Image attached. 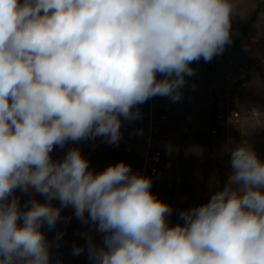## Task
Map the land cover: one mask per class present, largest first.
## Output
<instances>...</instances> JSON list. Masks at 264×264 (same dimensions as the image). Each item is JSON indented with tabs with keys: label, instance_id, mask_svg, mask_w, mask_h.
Returning <instances> with one entry per match:
<instances>
[{
	"label": "clouds",
	"instance_id": "9594fccd",
	"mask_svg": "<svg viewBox=\"0 0 264 264\" xmlns=\"http://www.w3.org/2000/svg\"><path fill=\"white\" fill-rule=\"evenodd\" d=\"M233 16L232 0H0V264H52L42 228L65 207L103 234L87 238L93 264H264V160L251 146L175 224L131 165L97 173L78 148L51 156L69 141L116 144L138 105L181 100L191 64L232 42ZM17 190L32 194L23 207Z\"/></svg>",
	"mask_w": 264,
	"mask_h": 264
},
{
	"label": "rangeland",
	"instance_id": "374dc122",
	"mask_svg": "<svg viewBox=\"0 0 264 264\" xmlns=\"http://www.w3.org/2000/svg\"><path fill=\"white\" fill-rule=\"evenodd\" d=\"M234 16L232 18V42L225 46L222 54L215 56L210 62L203 59L193 62L191 67L199 66L198 78L186 77L182 89L183 101L199 100L202 98L203 87L214 82L213 98L204 97L201 113L193 111V107L184 109V113L177 111L174 116L175 127L168 128L166 162L167 168L163 174L152 180L151 192L158 199L167 203L173 209L169 217L171 224L180 221V213L207 203L210 195L221 189L227 181L230 172L231 151L242 143L255 150L257 155L264 160V0H232ZM244 64L251 72L252 84L246 90L238 89L235 84L231 94L239 97L243 115L241 134L228 144H219L209 135V125L205 122L206 110H215V105L220 100L218 92L228 90L232 84L228 72L238 65ZM198 79L197 91H192ZM170 99L177 104L181 100L173 101L169 97L156 96L155 99ZM197 98V99H195ZM208 101H212L208 103ZM150 99L138 105L146 109ZM188 109L190 112L188 113ZM206 109V110H205ZM180 110V108H178ZM197 110V107H196ZM189 116L186 118V115ZM126 121L122 119V122ZM189 127V128H188ZM122 138L116 144H110L103 137L84 139L77 142L69 141L63 148L54 147L51 156L53 160H62L70 148H78L81 154L89 161V168L94 172H101L109 165L121 161L131 165L133 172L145 175V163L134 154H127L121 147ZM187 144L193 150L190 155L182 153ZM148 177V176H147ZM19 197L21 206L32 194L19 190L15 192ZM35 198L44 202L45 197L34 194ZM56 206L59 201H52ZM61 219L53 229L44 225L50 241L52 264H93L88 258L86 241L91 236L94 241L102 244L103 234L95 230V226L82 224L74 214L71 207H65ZM61 233L57 238V233ZM76 247H84L85 251L76 254Z\"/></svg>",
	"mask_w": 264,
	"mask_h": 264
},
{
	"label": "built area",
	"instance_id": "2783aa9c",
	"mask_svg": "<svg viewBox=\"0 0 264 264\" xmlns=\"http://www.w3.org/2000/svg\"><path fill=\"white\" fill-rule=\"evenodd\" d=\"M232 84L228 90L218 92L213 122L209 135L219 144H228L241 134L243 115L240 99L231 94L235 86L246 90L251 86V72L246 65L240 64L228 72ZM260 79H264L263 76ZM140 117L121 124L122 150L134 154L145 163V174L151 179L160 177L167 168L166 146L168 143V122L174 109L170 99L150 98V105L139 108ZM135 110V109H134ZM205 204V203H201ZM200 204V205H201Z\"/></svg>",
	"mask_w": 264,
	"mask_h": 264
},
{
	"label": "crops",
	"instance_id": "0c3cea01",
	"mask_svg": "<svg viewBox=\"0 0 264 264\" xmlns=\"http://www.w3.org/2000/svg\"><path fill=\"white\" fill-rule=\"evenodd\" d=\"M193 69H194V73H195V74L193 75V77L198 78V75H199V73H200V71H199V66L197 65V66H195ZM186 77H187V76H186ZM186 77H185V78H186ZM214 85H215L214 82L211 81V84H208V86H206V87L201 86V87H203V91H201V93L198 92L199 94L202 95V98H199V100H193V98H191V99L188 100V101H191L190 103H188L187 101L185 102V101L181 100V103H179V106H178V108H180V110H178V108L176 107L177 104H176V106H175V104H173V105H174V109H173V111H172L171 114H170L169 122H168V126L170 127V129H173V127H175V123H174V121H173V119H174V116H173V115H174L177 111H180V112H182L181 114H183V113H184V109H187V108L190 106V107H193V108H194L193 111H196V112L201 113V111H202V107H201V106H204V103L201 102V100H202L204 97L213 98V96H214V88H213V86H214ZM197 86H198V79H197V82H196V84H195V87L192 89V91L195 90V92H196V91H197ZM198 87H199V86H198ZM193 92H194V91H193ZM195 99H197V98H195ZM211 102H212V101H208V103H211ZM196 107H197V110H196ZM205 110H206V109H205ZM189 112H190V110L188 109V113H189ZM188 116H189V114L186 115V118H187ZM205 122L208 123V125H209V129H210V127H211V125H212V122H213V111H212L210 108H208V109L206 110ZM188 128H189V127H188ZM209 129H208V130H209ZM208 133H209V132H208ZM191 149H192V148H191ZM191 149H190V145L187 144L186 148L182 150V153L190 155V154L192 153V151H193V150H191ZM210 196H211V195H210Z\"/></svg>",
	"mask_w": 264,
	"mask_h": 264
}]
</instances>
